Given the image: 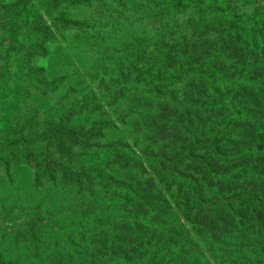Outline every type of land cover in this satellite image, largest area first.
I'll return each mask as SVG.
<instances>
[{"label": "trees", "instance_id": "1", "mask_svg": "<svg viewBox=\"0 0 264 264\" xmlns=\"http://www.w3.org/2000/svg\"><path fill=\"white\" fill-rule=\"evenodd\" d=\"M42 1L45 4L50 0ZM249 3L258 4L257 0H82L76 4L89 9L99 24L101 49L91 47L87 51L90 49L86 48L85 40L66 41L63 47L41 40V57L61 62L66 81H75L81 87L78 92L85 93L84 99L91 97V101L100 103V122L90 130L75 128V145L80 144V152L86 150L92 135L91 150L100 158L90 166L123 168L125 182L132 185L129 197L139 198L137 203L113 215L106 210L103 200L99 208L93 209L92 205L88 209L78 203L67 205L64 197L53 194L57 189L51 192L48 200L52 211L46 213L44 220L51 223L46 226L47 238L65 242L64 246L59 244L42 251L52 254L55 260L52 264H93L92 257H100L101 264H159L154 238L175 248L179 260L176 247L193 251L200 246L196 236L204 233L210 243L222 248L237 252L252 248L262 253L264 44L253 47V63L238 58L237 65L232 64L231 58L216 52L208 70H198L193 60L230 42L219 37L224 35L223 30H218L210 20L204 19L202 29L195 28L199 21L191 24L199 16L214 13L217 21L225 24L222 29L242 24L243 31L254 34L252 29L264 18V9L246 12ZM207 25L214 26L210 31L218 37L205 38L194 50V41ZM189 28L193 39L187 36ZM10 35L15 43L16 26L10 29ZM254 35L264 43L262 32ZM86 36L90 38L93 33ZM102 49L115 50L105 54ZM8 50L10 56L15 52ZM82 65L84 75L74 68ZM132 65L137 68V85L130 72ZM147 66L153 67L155 73L148 86H159L161 92L176 85L184 70H193L194 78L184 101L178 93L166 108L158 105L146 108L141 101L135 105V96L143 94L138 85H145ZM81 76L84 79L80 82ZM72 91H62L67 101L77 94L75 88ZM75 107L66 108L74 115L78 113L73 110ZM116 135L125 136L124 144L115 139ZM152 159L154 164L150 162ZM55 166L53 160L48 161L47 167L52 172ZM62 166L67 168L66 161ZM208 178L224 184L208 190ZM171 185L174 188H169ZM199 188L206 193L199 196ZM183 204L190 207L188 216ZM75 211L71 220L67 214ZM180 212L187 222L181 220ZM167 215L179 231L176 238L164 224L157 226L151 222L145 226V220L154 216L166 219ZM153 234L157 236L149 239ZM108 244L111 252H102L100 256L93 253L103 251ZM0 251L1 264H13L7 262L20 257L11 255L7 249ZM167 256V264L175 261L172 255Z\"/></svg>", "mask_w": 264, "mask_h": 264}, {"label": "rangeland", "instance_id": "2", "mask_svg": "<svg viewBox=\"0 0 264 264\" xmlns=\"http://www.w3.org/2000/svg\"><path fill=\"white\" fill-rule=\"evenodd\" d=\"M78 1L82 0H50L45 4L42 0H31V3L27 0H16L14 4L0 0V250L7 249L11 255L20 256L7 263L55 262L52 254L46 255L42 252L56 245L65 244L56 241L54 237L53 241L47 238L49 229L46 226L51 223L44 220L48 215L46 213L52 209L48 195L55 189L57 190L53 194L64 197L67 205L78 203L82 208L88 209L94 205L93 209H96L99 208L100 200H103L106 210H110L113 215H117V210L123 212L139 199L129 197L128 189L131 190L132 185L125 182L123 168L105 164L90 166L100 158L99 154L91 150L94 144L92 135L86 150L80 152V144L75 145V128L90 130L100 122V103L91 101V97L84 99L85 93L78 92L81 87L73 80L66 81L61 62L57 60L49 62L41 57L39 52L43 39L49 40L55 47H63L66 41L79 43L85 40L87 49L91 47L93 50L101 49L98 39L99 24L96 18L93 19L89 9L76 4ZM257 2L258 4H247L245 11L252 12L256 8L262 11L264 0ZM204 19L210 20L218 30H223L224 35L219 37L227 38L230 43L218 51L210 50L197 60H193L198 70L203 68L207 71L216 52L231 58L232 64L237 65L238 58H247L253 63L255 55L253 47L264 44L263 40L254 35L259 32L264 34V18L253 27L254 34L243 31L242 24L232 25L228 30L222 29L226 26L223 22L217 21L218 17L214 13L199 16L191 20V24L199 21L195 28L202 29L205 25ZM15 26L18 35L14 43L10 39V29L14 30ZM214 26L204 27L203 34L197 36L192 45L194 50L205 38L218 37L217 33H211ZM88 33H93V36L88 38L86 36ZM187 36L190 39L194 38L190 28ZM11 43L12 46H7ZM8 49L15 50L12 56L11 50ZM102 50L105 54H110L115 49ZM144 64H147V61H144ZM74 68L80 75L86 73L83 65L81 68L78 66ZM147 70L146 86L138 85L143 94L135 96V105L136 101H141L146 108L153 105L166 108L171 106L173 96L178 93L184 101L194 78L193 70H184L178 75L179 82L163 92L159 90V86H148L155 73L153 67ZM130 72L137 85L139 76L135 65L131 66ZM82 79L84 78L81 76L79 81ZM72 88H75L77 94L67 101L62 91L73 92ZM72 105L76 106L73 110L78 111L77 114L73 115L67 110L66 107ZM131 137L136 139L134 134ZM115 139L124 144L125 136L116 135ZM167 141L168 138L165 136V142ZM171 157L172 152L169 150V158ZM49 160L56 163L55 172L47 167ZM65 161L67 168L62 166ZM150 162L154 164V159ZM208 181V190L224 184L214 178H208ZM173 184H176L175 180ZM169 188H174V185ZM136 192L139 193L137 190ZM203 193H206L205 189L199 188L198 195ZM43 203L46 204V208ZM182 206L184 214L188 216L190 207L184 204ZM220 210L228 212L226 208ZM76 211L67 214L71 220ZM179 214L181 220L187 222L185 215L181 212ZM151 222L157 226L159 223L162 226L164 224L175 238L177 237L179 231L171 222L169 215L166 219L163 216L149 218L145 220V226ZM155 236L157 234L149 235V239ZM196 240L200 246L193 251L191 248L188 250L176 247L179 258L176 260L175 248L170 247L169 243H163L167 241L154 238L159 264H167L165 262L168 259L167 254L175 258V261L168 264H264V247L260 254L259 250L255 252L252 248L237 252L210 243L207 233L200 237L196 236ZM110 245L105 246L101 252L93 253L100 256L102 252H111ZM101 246H104V242H101ZM145 250L148 252L149 247ZM90 259L93 264H101L100 257Z\"/></svg>", "mask_w": 264, "mask_h": 264}]
</instances>
